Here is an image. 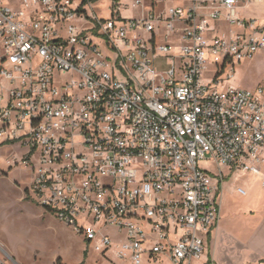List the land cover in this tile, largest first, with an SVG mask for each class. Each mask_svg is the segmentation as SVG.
Returning <instances> with one entry per match:
<instances>
[{"label":"built area","instance_id":"1","mask_svg":"<svg viewBox=\"0 0 264 264\" xmlns=\"http://www.w3.org/2000/svg\"><path fill=\"white\" fill-rule=\"evenodd\" d=\"M189 1L161 14L114 3L104 20L89 0H0V145L38 162L31 198L132 264H218L204 261V236L220 220L222 167L264 163V83L202 80L208 55H225L224 69L264 53V23L241 18L239 0ZM208 1L219 7L201 15ZM130 6L144 14L124 19Z\"/></svg>","mask_w":264,"mask_h":264},{"label":"rangeland","instance_id":"2","mask_svg":"<svg viewBox=\"0 0 264 264\" xmlns=\"http://www.w3.org/2000/svg\"><path fill=\"white\" fill-rule=\"evenodd\" d=\"M81 1L77 0L79 3ZM133 1L89 0L86 8L89 14H96L106 20L112 17L114 3L131 5ZM143 14L144 8L141 6L122 8L124 19L139 18ZM84 27L93 28L94 22H87ZM227 31L228 29L225 30ZM1 51L0 44V54ZM104 52L108 53L106 49ZM208 60L202 76L206 83L212 82L220 71H223V81L220 84L223 88H252L260 82L264 83V53L256 55L253 59L236 62L235 67L228 64L224 69L225 55H208ZM109 69L111 70V67ZM5 84L9 86L7 80ZM28 148L23 147L20 142L0 145V212L4 225L0 234L10 245L13 242L12 248L23 260V264H56L58 260L63 264H132L117 258L113 248L104 256L95 248V242L88 244L83 235L77 234L71 226L47 212L29 196L27 188L33 181L34 166L38 167L39 164L20 163ZM200 165L210 172L215 181H220V169L212 160L201 161ZM222 170L225 180L219 196V227L211 237L204 236V261L214 254L218 264H264V228H259L262 215L257 211L252 213L238 192L245 180L241 177L243 174L233 173L227 167H222ZM261 194L263 192H260ZM24 196L27 199H24ZM104 233L110 234L116 243L125 241L114 228H106ZM143 264L157 263L145 261Z\"/></svg>","mask_w":264,"mask_h":264},{"label":"crops","instance_id":"3","mask_svg":"<svg viewBox=\"0 0 264 264\" xmlns=\"http://www.w3.org/2000/svg\"><path fill=\"white\" fill-rule=\"evenodd\" d=\"M144 1L147 10L153 9L158 14L164 13L169 7L172 6H181L186 8L190 6L189 0H164L160 3H153L152 0H144ZM218 7H219L218 3L214 1H208L202 8L199 9V13L201 15H207ZM221 10L224 14L225 10L222 8ZM237 11L241 18L248 20L257 19L258 22L264 23V0H239ZM220 27H221L220 30L227 29V25L224 22V19L222 20ZM227 169L232 170L233 173L240 172L241 174H243L241 177H244L245 180L243 185H240V187L238 188V192L241 194V196H243L247 207L252 211V213L257 211L262 215L261 216L262 224L261 227L259 228H264V195H263L264 194V185H263L264 163L262 164L261 171L259 173H255L243 169H230L228 167ZM224 180H225V173L223 171V178L222 181L220 182L221 191L223 190ZM240 189H243L244 193H242ZM260 192H263V194L260 195ZM24 199H27V197L25 198L24 196ZM3 226L4 225H3L2 212H0V229H2ZM218 227H219V223L213 233H215L216 230H218ZM263 245H264V237H263ZM12 247L14 248L13 242H11L10 245L9 241L6 240L2 234H0V264H6L9 262H12V264H23V260L17 255L16 250H14ZM210 257L214 258V260L216 261L214 254Z\"/></svg>","mask_w":264,"mask_h":264},{"label":"trees","instance_id":"4","mask_svg":"<svg viewBox=\"0 0 264 264\" xmlns=\"http://www.w3.org/2000/svg\"><path fill=\"white\" fill-rule=\"evenodd\" d=\"M219 73H221V71H220ZM60 263H61V261H60V260H58V261L56 262V264H60Z\"/></svg>","mask_w":264,"mask_h":264}]
</instances>
